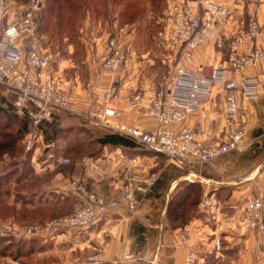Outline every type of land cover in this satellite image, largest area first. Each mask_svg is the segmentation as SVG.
<instances>
[{"label":"crops","instance_id":"0c3cea01","mask_svg":"<svg viewBox=\"0 0 264 264\" xmlns=\"http://www.w3.org/2000/svg\"><path fill=\"white\" fill-rule=\"evenodd\" d=\"M166 1V9L184 1H189L193 7L198 6L197 0ZM219 1L233 8V14L221 33L224 46L220 47L212 40L206 41L196 48L191 59L184 61L191 68L205 73H210L220 61L228 65L230 43L246 28L251 13H256L260 33L252 39H244L239 50L245 52L256 44L264 45V0ZM254 2L257 3L256 8ZM167 22L164 15L165 28ZM163 32V39L158 37L156 41L157 45L165 49L163 54L166 59L163 60L171 65L179 60V51L177 46L167 40L165 30ZM106 37L94 38L97 43L92 58L97 61L92 64L86 88L64 81L72 91L78 109H86L99 99L113 78L99 61ZM131 44L127 48L123 46L127 59L119 75L121 85L117 103L125 110L113 120L115 127H108L119 133L132 127L143 130L156 127V118L146 113L145 109L165 77V74L138 75ZM224 78L225 82H241L243 78H250L249 82L256 87L257 93L245 97L240 87H231L238 99V108L235 114L230 115L226 110L225 83L216 82L210 95L193 112L183 121L171 124L176 129L182 125L198 124L204 138L216 136L222 139L229 138L239 127L245 128L243 145L210 161L186 165L158 151H138L135 154V149L139 148L112 144H97L95 152L84 156L74 154L70 163L64 165L57 158L55 161L48 159L46 165L50 170L57 167V164L63 167L49 173L46 188L60 192L61 197L74 198L76 207L80 202L82 204V195L74 190L73 180L83 182L108 199H119L121 175L129 155L138 157L135 163L137 170L144 174H156L154 184L141 199L135 213L120 204L111 207L88 227L59 235L66 238L65 254L75 259L71 264H179L189 251L195 253V264H264V243L259 231L246 229L241 223L246 199L254 194L264 197V61L260 65H247L236 71L228 67ZM136 90L143 92V98L139 107L129 109L127 98ZM63 114L58 112L59 121ZM66 116L71 117L68 114ZM94 128L100 129L98 126ZM187 181H198L202 193L197 210L188 223L174 227L167 216L169 199ZM204 192H208L211 205L201 204ZM185 227L191 228L193 233L188 241L180 242L179 231ZM217 238L221 240L219 249L215 246Z\"/></svg>","mask_w":264,"mask_h":264},{"label":"built area","instance_id":"2783aa9c","mask_svg":"<svg viewBox=\"0 0 264 264\" xmlns=\"http://www.w3.org/2000/svg\"><path fill=\"white\" fill-rule=\"evenodd\" d=\"M43 0H29L19 13L9 12V0H0V85L6 92L13 94L15 112L30 118L29 130L24 136L25 151L35 150L36 142L43 140L42 124L51 122L58 112L80 116L90 124L115 127L113 120L120 117L124 108L117 102L120 99L119 75L127 59L126 49L117 35H109L103 45L99 61L109 70L112 80L99 99L86 109H78L72 91L59 79L47 47L43 44L42 34L37 30L38 14ZM193 7L189 1L167 7L168 19L165 28L167 40L177 46L179 60L169 66L163 83L156 90L146 107V113L157 120L153 130L138 127L124 129L126 134L146 147L164 153L169 159H178L189 165L195 162L210 161L244 143V127L234 130L230 137L204 138L201 127L182 125L179 128L172 123L183 121L193 112L203 99L208 97L216 82L226 86V110L230 115L236 113L238 99L231 87H240L245 97L256 95L257 89L250 84V78L241 82H225L224 74L229 67L238 70L247 65H260L264 61V45H254L241 52L244 39H252L260 33V24L256 13H251L247 26L239 36L232 39L228 52L227 64L222 61L213 66L210 73L201 72L185 64V60L194 56L197 47L206 41H214L220 47L225 44L221 33L233 14V8L219 0H197ZM256 8L257 3H253ZM143 92L136 90L127 98V107L140 106ZM51 155V154H50ZM138 157H126L122 171L120 197L108 199L102 194L89 190L85 184L73 180L72 186L81 193L82 204L70 213L48 220L44 225L35 223L30 226L32 233L41 230L48 232H66L86 228L111 207L124 204L135 213L141 199L148 193L155 182L156 174H144L135 168ZM59 162H68V158L59 157ZM1 167V162H0ZM203 206L211 205L208 192L201 199ZM241 223L246 229H257L264 243V197L250 195L241 216ZM191 228L179 231L180 242H186L192 236ZM217 249L221 240L215 241ZM258 257L259 254L257 253ZM194 251H189L179 264H195Z\"/></svg>","mask_w":264,"mask_h":264},{"label":"rangeland","instance_id":"374dc122","mask_svg":"<svg viewBox=\"0 0 264 264\" xmlns=\"http://www.w3.org/2000/svg\"><path fill=\"white\" fill-rule=\"evenodd\" d=\"M28 1L9 0V12L19 13L27 6ZM73 2L77 7L72 10L67 8L61 10L64 16L62 20L55 14L59 5L56 4L47 27L44 28L43 25L40 29L43 44L50 54V61L65 86L67 84L64 81L67 80L71 85L86 88L92 64L97 61L96 58H92L96 51L94 38L109 35H117L120 43L126 48L132 43L130 49L136 58L138 75L167 74L170 65L163 60L166 59L163 54L165 49L157 45L156 41L158 37L160 40L164 37L163 16L167 6L166 0H73ZM131 32L134 34L130 35ZM9 93L0 85V96L10 98ZM66 115L67 113L62 115L60 125L74 127L87 123L86 120L72 114H68L71 117ZM87 125L83 127L90 130L78 129L71 134L65 131L64 135L50 146L54 150H51L53 157L49 155V150L45 149L48 144L44 138L39 139L36 142L37 148L35 150L32 148V161L25 162L24 170L17 168V165L24 163L26 152L24 136L18 138L22 135L21 122L13 121L0 112V141L4 139L8 142L11 141L10 138L15 140L14 146L10 144L0 146V264H71L75 260L72 255L64 252L66 238L59 237L64 232L41 230L32 233L33 231L29 229L32 224L44 225L48 220L70 213L76 207L74 198L64 199L55 206L46 203L45 197L53 201L61 194L54 195L46 188L48 175L54 169L63 167L57 164V167L50 170L46 164L49 158L55 161L59 156L66 157L68 162H60L64 165L70 163L74 154L80 156L73 148L74 139L86 138V144L81 152L89 153L93 150L95 147L88 144L87 139L93 136L91 130L94 128L93 124ZM102 130L105 131L100 128L101 132ZM8 168H14L13 173L3 177L1 174L6 173L4 171ZM74 190L77 191L75 188ZM187 209L190 215L193 210L191 207Z\"/></svg>","mask_w":264,"mask_h":264},{"label":"trees","instance_id":"16d2710c","mask_svg":"<svg viewBox=\"0 0 264 264\" xmlns=\"http://www.w3.org/2000/svg\"><path fill=\"white\" fill-rule=\"evenodd\" d=\"M45 4H47V6ZM56 4H59V5H58L57 10L55 11V14L60 20H62L64 17L61 14V10H63L64 8L72 10L74 7H77V5L73 2V0H43L41 7H40V10H39V14H38L37 30L40 34H42L40 32L41 26L44 25V28H46L48 22L51 20V17L54 14L53 11L55 9ZM9 95H10V98H7L5 96H0V100H1L0 102H2L0 105V112L2 114H4L7 118H9L13 121L18 120L21 122V133H22V135L18 136V138H23V136H25L29 130L30 118L28 115L20 116L15 112V108L13 105V94L9 93ZM59 118H60V115H58V113H56L54 116V119L51 122H45L42 124L43 138H44V141L46 142V144H48L45 147V149L47 148L49 150V152H51V150H53V149H51L53 147H50V146H53L52 144H55L58 141V138L60 136L64 135L65 131H67L69 134H71L74 130H78V129L79 130H90V129H87V127H83V126L87 125V124L84 125V123H83V125H78L80 127H78V126H74V127L67 126V127H65L63 125H60ZM96 126L97 125H95V127ZM92 128H94V127H92ZM98 128H102L105 131L102 130L103 132H101L100 129H97V128H94L91 130V134L93 133L92 134L93 136L90 137L89 139H87V141H88V144H92L95 148L93 150H91L89 153L81 152L83 146L86 144V138L74 139V142H73L74 147L73 148L75 149V152L77 154H79L80 156H84V155L90 154L92 152H95L98 149L97 144H112V145L126 146L129 148H139V149H135V151H134L135 154L138 151H140V152H143V151H148V152L153 151L154 152L155 151V150H152V149L146 147L143 143L138 142L137 140L133 139L132 137H130L126 134L119 133L117 131H111L108 129V127H105V126H98ZM10 139H11V141H8V142L5 141L4 139L2 141H0V146L4 147V146H7L8 144H10L11 146H14L15 140L12 138H10ZM32 151H33V149L25 152V158H23L24 163L21 165H17L18 169L24 168V170H25V167L23 165L26 164L25 162H28V161L31 162L32 161V156H33ZM49 154H51L50 155L51 157H53V155H54L53 152H51ZM13 169L14 168H12V169L8 168L6 171H4L6 173H2L1 175L4 177L6 174H12ZM201 193H202V186L198 181H187L178 187V189L170 197L169 203H168V208H167V216H168V219H169L172 226H174V227L181 226L182 227L186 223H188V221L191 219V217L193 216V214L197 210V203L199 201V197H200ZM52 194H54V195L60 194V192L52 191ZM47 198L48 197H45V199L47 201L46 203L47 204H53V206H55V205L60 204V202L64 201V199L67 200L69 197H66V196L61 197V194H60L59 197H56L53 200L54 202L48 200ZM190 207L192 208L193 212L189 215L187 208H190Z\"/></svg>","mask_w":264,"mask_h":264}]
</instances>
